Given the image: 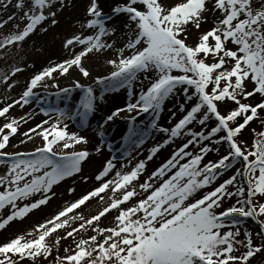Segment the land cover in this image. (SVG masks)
I'll list each match as a JSON object with an SVG mask.
<instances>
[{
	"label": "snow or ice",
	"instance_id": "6c2138e0",
	"mask_svg": "<svg viewBox=\"0 0 264 264\" xmlns=\"http://www.w3.org/2000/svg\"><path fill=\"white\" fill-rule=\"evenodd\" d=\"M10 5L0 0V9ZM13 6L0 27L16 19L23 26L0 34V59L57 25L66 0ZM121 15L117 47L108 22ZM77 23L80 30L63 40L65 58L49 61L0 102V230L47 205L93 152L111 150L103 130L90 149L69 122L86 124L105 93L120 89L127 102L98 127L128 120L123 162L117 168L118 157L106 159L90 190L0 240V264H251L264 252V0H120L110 13L88 0ZM93 54L104 58L105 74L93 75L86 63ZM24 67L13 60L0 69V84L13 89ZM40 91L70 106L23 111L44 99ZM170 99L175 110L164 126L158 121ZM37 112L45 118L29 126ZM153 132L165 138L140 158ZM26 143L33 147L19 150ZM168 145L170 154L149 172L147 162ZM209 153L218 158L206 159ZM92 200L96 208L85 211ZM249 218L258 231L245 225Z\"/></svg>",
	"mask_w": 264,
	"mask_h": 264
},
{
	"label": "bare ground",
	"instance_id": "6f19581e",
	"mask_svg": "<svg viewBox=\"0 0 264 264\" xmlns=\"http://www.w3.org/2000/svg\"><path fill=\"white\" fill-rule=\"evenodd\" d=\"M120 0H100L101 7L104 9V11H108L110 8H112L113 2H118ZM14 3V2H13ZM88 4V0H66V7L58 12L57 14V19H58V24L57 25H66L69 27L73 33L77 32L80 30V26L77 23V21H82L85 18V8L86 5ZM14 5V4H13ZM13 5H10L7 9H0L5 16L6 15V10H10L11 12L16 11ZM13 7V8H12ZM120 17H115L113 21L119 20ZM14 24H20L23 26V22L19 21L18 19L10 21L7 23L8 28L13 27ZM49 29V28H48ZM110 37H108L109 39ZM123 38V33L119 32L116 29V33L111 36V40L116 42V46L119 47L121 44ZM59 48L57 51L52 52V51H46V65L49 63V61H58L60 59L65 58L67 55L66 50L63 48V42L59 44ZM106 55H112V50H109ZM86 63L92 68L93 70V75L100 73L102 71V68L105 66L104 64V58L100 57L97 58L95 54L90 56ZM107 67H104V70ZM106 73V72H105ZM102 73V74H105ZM76 73L73 72V76H75ZM90 82V81H88ZM63 84V83H62ZM25 84H22L21 87L20 85L16 87L13 91H11V96H15L19 94ZM55 90H50V92H54ZM40 96L44 97L39 104H48L47 100L50 96L53 94L45 93L43 91H40L38 93ZM8 97V96H7ZM6 97H0V102L3 101V99ZM61 101L64 99L63 97H59ZM79 99V98H78ZM78 99L73 100L76 101ZM127 99V94L126 91L121 93L113 94L112 96H104V99L102 101H98L97 104V110L94 112L93 115H90L87 119V123L84 125H81L78 119H74L73 121L69 122V130L70 131H79L81 134L87 136L91 143L88 145V147L91 149L92 144H99L100 139L98 138V134L100 133L101 130L105 131L108 134L112 131L111 128L115 125L117 128V133L118 135L120 134L121 130L123 131H128V120L127 119H116L112 121V127L109 126V124L104 125L103 129H100L98 125H100L102 122H100V117H102L104 114H108L111 110H113L116 107H123L124 104L126 103ZM171 100V99H170ZM169 101L165 102L164 108H168L171 106V103ZM67 103L70 102L68 100H65ZM65 102V103H66ZM172 102H174L172 100ZM38 107L32 103L27 106H25V109L23 111H28L29 109H37ZM15 114H21V110L19 108H14L13 109ZM99 111V112H98ZM122 116H126L127 113H122ZM45 117L43 114H40L37 112L36 116L34 117V121H29V126H31L32 123L34 122H39V120L44 119ZM164 115L161 113L160 119L163 120V122L167 123L165 121ZM167 121L169 122V117L167 118ZM79 128V129H78ZM23 130V129H22ZM122 133V132H121ZM118 135L116 137L111 138V143H113V149L115 150L116 148H119L121 146L125 145L124 142V137L122 136L121 138H118ZM161 138L162 135H158ZM17 139L19 137L14 138L12 140L13 144H16ZM35 143H39V141H36ZM33 147V143H26L24 145H19L18 148L19 150H30ZM151 147V146H150ZM172 145L165 146L160 150V152L153 158L152 161L147 162V169L150 172L151 170L154 169L155 166H158L160 162L164 158H166L169 154L170 151L172 150ZM107 147L105 146L104 150L101 153H92L90 157L87 159L85 163L82 165V172L76 176H73L71 178L66 179L65 181L61 182L59 186L55 187L54 190L56 191L57 195L51 199V201L45 205L42 206L38 210H34L27 218L23 219L22 221L17 220L11 222L6 230H0V240L4 239L5 237L11 235L14 232H17L18 230L22 229H28L31 226H33L36 222L42 221L43 218H46L49 216V214H52L54 211H56L59 207L63 206L65 201H71L78 197L79 195L83 194L87 190H90L94 184V176L98 172V170L101 169V166L103 165L104 161L108 158H110V152L107 151ZM148 148V147H147ZM131 151V149H129ZM133 157H135V152L132 153ZM140 158H143L142 154ZM135 160H133V163ZM122 162H117V168H119L120 164ZM237 166V165H236ZM238 167V166H237ZM83 176H88L89 180L85 182L82 177ZM143 178V177H142ZM69 187L74 188V192L69 193L67 189ZM95 201V200H92ZM92 201L87 202V206H89ZM2 215V213H0Z\"/></svg>",
	"mask_w": 264,
	"mask_h": 264
},
{
	"label": "rangeland",
	"instance_id": "374dc122",
	"mask_svg": "<svg viewBox=\"0 0 264 264\" xmlns=\"http://www.w3.org/2000/svg\"><path fill=\"white\" fill-rule=\"evenodd\" d=\"M13 2L15 3V0H13ZM118 2H120V1H118ZM115 3H117V2H113L112 6H114ZM110 10H111V8L108 11H106V13H110ZM6 12H7L6 15H10L12 13L10 10L9 11L6 10ZM6 17L7 16H5V14L0 10V19H6ZM117 17H120L118 21L117 20H115V21L111 20L108 23L110 26L115 27L119 32L123 33V31H124V29H123L124 17L122 15L117 16ZM8 26L9 25L5 24L3 27H0V34H6L10 31L15 30L14 27L8 28ZM48 28L49 29L47 30V32L38 31V32L32 34L29 38H27L24 41L22 47L18 51L15 48H13L8 57H6L4 59H0V69H3L4 71L8 70L7 65H10L13 60H15V62L22 67H24L26 65V67H24V70L22 72L16 74L14 77H12V79H15L17 81V83L13 89H11L9 91L3 84H0V97L10 96L11 91H13L19 85L21 87L22 84H25L26 80L31 76V74H33L34 72H36V71L42 69L44 66H46V51H52V52L57 51L58 48L60 47L59 44L61 42H63L64 38L73 33V31L69 27H67L66 25H62V24L61 25H55V26L50 25ZM109 39L111 40V37ZM104 67L102 68V71L100 72L101 74L107 72L106 69L104 70ZM61 83L64 84L65 81L61 80ZM116 92L122 94V92H124V89H120V90H117L115 92L105 93V96H112L113 94H116ZM80 95H81L80 90H78V89L74 90L72 93V101L75 99H78ZM65 100L66 99H63L61 101V99L58 96L52 95L47 100L48 104H46V103L37 104L35 102H33V103L37 107H40V106L47 107L49 105H51L53 107H67V105H69V103H67ZM172 100L173 99H171L169 102V103H171V106L168 108H164V111L162 112V114L164 115L163 119H165V121L167 123L163 122V120L160 119L158 121L159 124H162L164 126H168L169 122L167 121V118L170 117V115H171L170 109L173 111L175 110V107H174L175 101L173 100L174 102H172ZM126 102H127V99H126ZM93 114L94 113H92L90 115H93ZM105 115L106 114H104L102 117H100V120H99L100 122H102V118ZM143 119L145 121H147L148 117L145 115L143 117ZM108 124L110 127H112V125H113L112 122H109ZM111 130L112 131L108 135L104 131L105 136L103 137V139L105 140L106 144L111 141V138L116 137L118 135L117 128L115 127V125L111 128ZM121 132L118 135V138H121L122 136L125 137V135L127 134L128 131L121 130ZM158 135H162L161 138H157V137H160ZM245 136H247V133H245ZM98 138L100 139L99 134H98ZM164 138L165 137H164L163 133L153 132L152 135L145 141V144L143 145L145 152L141 153L142 156L145 155L147 147L149 148L154 143L162 142V140ZM180 142H181L180 140L176 141L177 144H179ZM112 144L113 143H111V145ZM106 149L108 152H110L111 157L112 156L118 157V159L116 160L117 162H123L121 159H119V157H122L124 155L125 145L121 146L119 148H116L115 150L113 149V145H112L111 150H109L108 148H106ZM223 152H224V149L222 148L221 154H223ZM132 156H133V154H132ZM216 158H218L216 153H209V155L206 159H216ZM237 166H239V165H237ZM231 171H232L231 169L228 170V172H226L224 177H222V178H226L227 175L231 173ZM89 204L90 205L84 209L85 211L94 210L97 206L96 201H92ZM49 216H50V214H49ZM45 218H46V216H45ZM245 225L247 227H249L250 229H252L253 232L259 230L258 225L254 221H252L250 218L245 221ZM251 264H264V252L257 254L254 258H252Z\"/></svg>",
	"mask_w": 264,
	"mask_h": 264
}]
</instances>
